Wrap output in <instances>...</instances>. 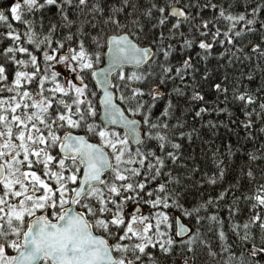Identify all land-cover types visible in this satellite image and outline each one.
<instances>
[{"label": "snow or ice", "instance_id": "obj_1", "mask_svg": "<svg viewBox=\"0 0 264 264\" xmlns=\"http://www.w3.org/2000/svg\"><path fill=\"white\" fill-rule=\"evenodd\" d=\"M0 264H264V0H0Z\"/></svg>", "mask_w": 264, "mask_h": 264}, {"label": "trees", "instance_id": "obj_2", "mask_svg": "<svg viewBox=\"0 0 264 264\" xmlns=\"http://www.w3.org/2000/svg\"><path fill=\"white\" fill-rule=\"evenodd\" d=\"M58 70L61 71L62 74H66L70 77L73 75L70 70L63 68V66H61ZM220 131L221 133H224V129H221Z\"/></svg>", "mask_w": 264, "mask_h": 264}]
</instances>
